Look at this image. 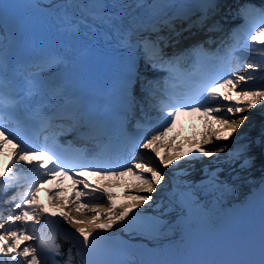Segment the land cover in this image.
Returning a JSON list of instances; mask_svg holds the SVG:
<instances>
[{"label": "snow or ice", "instance_id": "6c2138e0", "mask_svg": "<svg viewBox=\"0 0 264 264\" xmlns=\"http://www.w3.org/2000/svg\"><path fill=\"white\" fill-rule=\"evenodd\" d=\"M145 6L143 0L127 5L130 8ZM95 7L111 9L119 5ZM198 7L202 12L196 19L180 14L174 17L162 15L146 28L130 27L120 33L121 46L135 48L145 67L167 75L141 79L136 73L133 81V74H130L120 110L113 121L99 119L87 106L70 96L61 84H45L41 74L55 71L63 65L65 58L62 55L41 57L32 63L29 70L21 73L10 67L3 38H0V157H11L0 161V264H73L77 257L80 264H136L119 254L106 255L107 246L102 242L109 241L111 237L93 233L102 228L113 236L125 233L130 237L154 240L170 230L171 223L164 216L174 203L191 208L199 203L201 193L229 190L231 185L220 178L224 171L220 165L228 166L232 180L246 178L242 174L250 171L255 163L253 146L264 148V130L255 139H249L242 133L234 140L231 150L227 146L201 148L194 143L195 151L183 154L184 164L180 163L181 155H170V151L179 152V149H166L163 155L160 152L164 138L182 116L197 115L204 119L206 127L213 129L203 138V144L207 145L212 143L213 136L216 140L228 139L248 120L246 116L234 119L236 114L251 111L257 106L264 112V75L251 74L264 73V63L251 62L239 55L248 52L264 57V38H261L264 37V7L242 6L238 15L244 18V25L222 38L216 53H209L204 43H199L185 52L170 55L166 49L178 44L184 32L191 33L193 28L204 29L218 4L216 0H205ZM88 18L68 19L65 30L75 34L81 27L93 29L119 20L112 11L90 12ZM185 19L186 26L177 29L176 21L183 24ZM207 31L223 29L213 24L207 27ZM145 32L147 35L143 34ZM211 42L216 43L214 40ZM189 53L198 61H210L214 69L205 72L194 84L188 80L189 74L182 71V61ZM245 70L251 72L242 75ZM176 80H184L188 84L187 91H177L174 83L169 86ZM218 89H227V93L221 96ZM233 95L239 99L233 101ZM131 121L135 122V131H129ZM70 133L75 134L85 146L65 147L60 137ZM138 149L149 150L160 165L165 168L171 166V172L162 173L153 166L151 157L138 156ZM221 153L227 154L204 164V157H219ZM197 163L203 165L200 171L204 174L199 184L186 178L179 184H172L169 180L172 195L168 197L167 204L164 194L169 191L168 185L159 188L160 197L154 199L150 195L158 191L166 175L188 177L195 171ZM85 175L101 179L133 176L139 181L135 192L149 195L126 196L133 203L117 205L115 193L107 186H93L82 179ZM65 178L76 185L67 197V204L61 199L64 189L49 187L46 190L54 207H67L68 211L58 215L49 213L39 202V193L46 185L63 183ZM105 198L107 207L102 203ZM142 205L150 208L143 212L133 211ZM149 211L158 214L149 215ZM41 215L47 217L43 222ZM29 221L40 227H31ZM64 222L79 235L64 229ZM115 225L120 226L113 232ZM58 233L69 245L66 253L56 242ZM25 241L31 243L24 244ZM121 246L127 247L128 244L121 241ZM60 256H66V259H57ZM211 264H264V232L258 255Z\"/></svg>", "mask_w": 264, "mask_h": 264}, {"label": "bare ground", "instance_id": "6f19581e", "mask_svg": "<svg viewBox=\"0 0 264 264\" xmlns=\"http://www.w3.org/2000/svg\"><path fill=\"white\" fill-rule=\"evenodd\" d=\"M191 34L192 33H189V32L183 33L182 37H180V41L188 42L194 38L203 36V34L199 35V33L192 34V35ZM204 38H206V36H204ZM245 116L248 117V120H246L244 124L240 128L237 129V131L252 135L253 136L252 139L259 137V134H258L260 132L259 125L264 124V117H259V114H257L256 110H251L250 112L246 113ZM255 151L256 153L259 152L258 149H255ZM225 156H226V153H221L219 154V157L217 156L209 157L207 160L204 161V164H208L210 161H215ZM256 156H257V159L255 160L254 167L250 171H248V174L246 173L242 174L243 176L246 175L245 179H238L235 182L228 180L231 187L227 191V196L231 202L240 201L243 194L244 195L248 194L249 191L246 190V188H248L247 182L250 177L254 179V182L251 183V185H254V183H258L259 179L262 177V174L264 172V170H262L264 168V163H261L262 160H260L261 157L259 155H256ZM197 164H198V167L195 170L194 176L192 177L195 180L201 178L204 175L203 172L200 171L203 165L199 163ZM223 177L225 180L227 175H223ZM141 194L149 195L148 193H141ZM153 194H155V192L151 193L150 195H153ZM169 242L171 243L172 241H169Z\"/></svg>", "mask_w": 264, "mask_h": 264}]
</instances>
